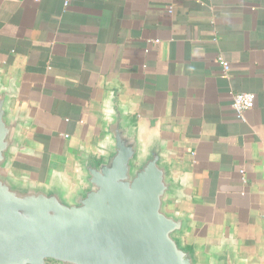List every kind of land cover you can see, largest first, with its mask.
<instances>
[{
    "label": "crops",
    "instance_id": "1",
    "mask_svg": "<svg viewBox=\"0 0 264 264\" xmlns=\"http://www.w3.org/2000/svg\"><path fill=\"white\" fill-rule=\"evenodd\" d=\"M65 1L0 0V83L29 121L30 149L14 155L13 172L39 183L55 170L74 178L76 150L99 155L115 94L143 140L171 138L188 246L206 250L229 234L240 257H255L264 239V0ZM240 91L256 96L244 121L231 108Z\"/></svg>",
    "mask_w": 264,
    "mask_h": 264
},
{
    "label": "water",
    "instance_id": "2",
    "mask_svg": "<svg viewBox=\"0 0 264 264\" xmlns=\"http://www.w3.org/2000/svg\"><path fill=\"white\" fill-rule=\"evenodd\" d=\"M13 94L0 83V264H264V239L252 258L229 234L206 250L188 246L192 219L177 209L187 194L170 171L171 138L143 140L115 94L99 155L76 150L74 178L15 174L14 155L30 147ZM260 196L264 204V188Z\"/></svg>",
    "mask_w": 264,
    "mask_h": 264
},
{
    "label": "built area",
    "instance_id": "3",
    "mask_svg": "<svg viewBox=\"0 0 264 264\" xmlns=\"http://www.w3.org/2000/svg\"><path fill=\"white\" fill-rule=\"evenodd\" d=\"M67 3V0L65 1ZM222 68L224 74L229 71V65L226 61H222ZM256 96L253 92L240 91L232 93L231 108L234 116L241 121L246 119V112L250 110L255 102ZM240 173L243 175V169H240ZM245 181V178H242Z\"/></svg>",
    "mask_w": 264,
    "mask_h": 264
}]
</instances>
